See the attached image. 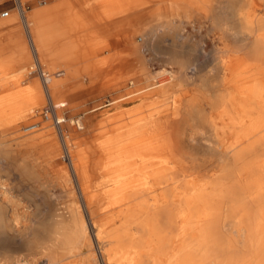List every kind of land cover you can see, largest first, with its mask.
<instances>
[{
    "label": "bare ground",
    "instance_id": "1",
    "mask_svg": "<svg viewBox=\"0 0 264 264\" xmlns=\"http://www.w3.org/2000/svg\"><path fill=\"white\" fill-rule=\"evenodd\" d=\"M261 8L264 0L81 1L80 11L97 23L101 49L114 38L113 80L119 86L114 97L91 111L107 105L118 109L115 114L108 109L101 119H118L113 132L103 137L113 141L118 175L129 177L130 185L123 189L128 191L119 227L102 230L95 209L88 211L97 226L94 239L107 241L106 264H264ZM107 63V57L100 58L98 66ZM48 99L65 138L67 117L58 111L67 102ZM129 102L133 106L123 108ZM82 118L70 124L83 129ZM49 120L40 116L41 122ZM184 136L203 154L187 153ZM61 148L69 157L64 140ZM81 155L86 157L84 150ZM79 176L87 179L84 172ZM3 186L0 195L10 203L15 196ZM68 214L71 223L61 221L60 228L52 230L71 229L64 239L83 249L84 264H94L86 221L74 204ZM46 239L40 245L46 261L17 264L64 260L65 250L48 247L56 237Z\"/></svg>",
    "mask_w": 264,
    "mask_h": 264
},
{
    "label": "crops",
    "instance_id": "2",
    "mask_svg": "<svg viewBox=\"0 0 264 264\" xmlns=\"http://www.w3.org/2000/svg\"><path fill=\"white\" fill-rule=\"evenodd\" d=\"M37 1L39 3L33 1L32 5L20 0L0 4V155L4 150L9 155H42L40 145L26 148L25 141L18 142L24 138H14V129L29 111L35 110L34 106L40 105L42 95L47 100L52 96L90 97L86 103L89 106L103 94L100 86L116 77L114 38H111L110 50L101 49L97 23L79 9L82 0ZM5 10L8 15L2 16ZM87 20L91 22L84 23ZM104 57L108 58L107 72L106 66H98L99 59ZM89 113L87 124L94 126L98 113ZM35 121L38 120L32 122ZM107 122L102 120L100 124ZM112 132L113 129L104 135ZM103 136L99 142L90 145L92 149H83L85 155L93 153L87 156L92 172L84 181L88 182V191L96 192L95 195L86 191L90 197L105 199L98 207L112 212L108 228L119 227L126 206L124 191H128L123 189L130 187L129 177L118 175L116 147L112 140L107 143V137ZM46 150L44 155H52L56 146L51 145ZM98 167L102 168L103 175L97 170L93 172Z\"/></svg>",
    "mask_w": 264,
    "mask_h": 264
},
{
    "label": "rangeland",
    "instance_id": "3",
    "mask_svg": "<svg viewBox=\"0 0 264 264\" xmlns=\"http://www.w3.org/2000/svg\"><path fill=\"white\" fill-rule=\"evenodd\" d=\"M6 1L8 0H0V4ZM20 1L21 3H30L31 5L34 4L32 3L33 1L35 3L38 2L37 0ZM259 11H264V8H261ZM111 48L112 45H109L104 50L108 51ZM208 51H211V48H208ZM207 60H210V58L208 57ZM105 66V72H107L109 64ZM106 83L109 86H106L107 84L100 86V91L103 94L98 95V101L89 106L86 103L90 97H51L53 102H67L66 107L58 111L59 115L67 117V121L63 124V134H67L65 138L60 134V129L54 126L52 120L40 121V128L34 132L24 133L21 130L25 124L34 120L39 121V114L48 103L47 97L44 95H42L43 100H41L40 105L34 107V111H37V113L32 112L33 110L29 111L26 117L14 129V138H24V140L18 141L20 144L25 141L26 148L40 145L42 155H9L5 150L0 155V183L4 185L3 187L9 188L11 194L15 196V199L9 203L0 195V211L2 216V223L0 224V264H17L18 261L23 260L46 261V250L41 248L40 245L44 244L47 241L46 237L49 236L56 237L55 240L53 239V245L48 246L51 251L61 252L65 250L67 253L66 258L57 264H84L85 253L83 249L78 245L71 246V240L64 239L65 232L68 229L62 228L63 230H58L56 233L52 230L53 228H60L61 221L71 223L72 216L68 214L71 204L77 206L81 217L86 221L88 233L93 239V252L96 257L94 264H106V255L103 254V247L107 245V241L94 239L97 226L91 224L88 211L95 209V219L98 221V225L101 224L102 230L108 229L110 223L108 219L110 216L112 217V212L106 211L103 207H98V205L105 202L103 197H99L97 200L96 197L92 200L86 197L87 193H85V190L89 187L88 182H84V178L83 180L79 178L80 172L86 173L87 177L92 172L90 160L87 156L93 155V153H88L85 157L81 155L82 150L84 148H91V144L99 142L104 133L111 132L118 124V119L116 118L110 119L105 124H100L101 119L106 114L116 113L118 109L114 108L113 105L105 106L94 112L99 113L94 126H89L85 122L92 107L94 108L96 105L106 103L115 96V89L119 86V83L116 80H108ZM244 93L247 95V90ZM131 106H133L131 102L123 104V108H130ZM108 109L109 112L106 113ZM82 115L83 129H77L75 125L70 124L71 120L79 118ZM125 120H128V118H125ZM63 140L68 145L70 151L69 161L62 159L63 150L61 145L63 144ZM183 140L187 153L197 156L203 154L197 143L188 141L186 136L183 137ZM51 145L56 146V151L54 152L53 150L52 155H44V152L48 151L46 149L50 148ZM76 149H78L79 153H77ZM80 149L81 151H79ZM74 151L80 158L76 159L78 156ZM83 157L85 158L83 159ZM77 164H80V167L82 164L84 166L80 168ZM75 170L79 172H75ZM96 170L103 175L101 167L93 169V172L95 173ZM1 185L0 189L2 190ZM88 192L95 193L96 195L94 191ZM89 203L95 206L91 208L87 207L86 205ZM49 229H51L50 232ZM68 232H71V229ZM68 235L71 234L69 233Z\"/></svg>",
    "mask_w": 264,
    "mask_h": 264
},
{
    "label": "built area",
    "instance_id": "4",
    "mask_svg": "<svg viewBox=\"0 0 264 264\" xmlns=\"http://www.w3.org/2000/svg\"><path fill=\"white\" fill-rule=\"evenodd\" d=\"M2 16L8 15V10H5L1 13ZM42 119L48 120L51 119L53 121V124L55 127L59 129L58 120L54 117V105L48 101L45 107H43L42 111L39 114ZM40 126V121L31 122L25 126L22 127L23 132H28L37 129ZM62 159L65 161H69V157L67 155H63Z\"/></svg>",
    "mask_w": 264,
    "mask_h": 264
}]
</instances>
